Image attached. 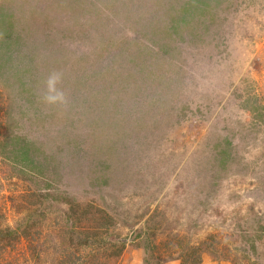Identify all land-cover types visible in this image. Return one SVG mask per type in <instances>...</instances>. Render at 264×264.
I'll use <instances>...</instances> for the list:
<instances>
[{
	"label": "rangeland",
	"instance_id": "1",
	"mask_svg": "<svg viewBox=\"0 0 264 264\" xmlns=\"http://www.w3.org/2000/svg\"><path fill=\"white\" fill-rule=\"evenodd\" d=\"M179 2L0 0V264H264V0Z\"/></svg>",
	"mask_w": 264,
	"mask_h": 264
},
{
	"label": "trees",
	"instance_id": "2",
	"mask_svg": "<svg viewBox=\"0 0 264 264\" xmlns=\"http://www.w3.org/2000/svg\"><path fill=\"white\" fill-rule=\"evenodd\" d=\"M179 1L180 2L178 4H170L169 7L171 9H176V16L173 22H177V24L186 23L187 18L190 15L192 16L195 12H199L202 10L201 12L203 13L207 8H210L212 6L210 4L212 1H214L215 4H218L217 2H219V0ZM3 22L4 20L0 18V23ZM241 108H244L250 113H252V115H255L254 118H256L257 114L259 113V117L261 118V112L262 110H264V96H262L260 99L255 100L254 103L250 102L249 98H247L246 100H244V102L241 103ZM0 150L2 151V153H4V155H6V157H10L13 162H19L23 166L30 167V169H34L36 166H38V162L36 160L35 155L37 148L34 145L33 141L27 140L24 137H21L19 135H13L12 133L6 130V133H4L0 138ZM225 150L226 147L224 150L223 148H221V150H219L217 153L220 154L222 151L225 152ZM213 181L214 186L216 183V179H214ZM206 208L207 207L203 208V212ZM0 232L2 231L0 230ZM5 233L10 234L9 232ZM89 236H91V234L87 233L86 236H84V240H86V238Z\"/></svg>",
	"mask_w": 264,
	"mask_h": 264
},
{
	"label": "clouds",
	"instance_id": "3",
	"mask_svg": "<svg viewBox=\"0 0 264 264\" xmlns=\"http://www.w3.org/2000/svg\"><path fill=\"white\" fill-rule=\"evenodd\" d=\"M60 81V76L53 73L47 80L48 94L45 96L46 102L50 104L65 103L66 98L62 91L58 90L56 85Z\"/></svg>",
	"mask_w": 264,
	"mask_h": 264
}]
</instances>
